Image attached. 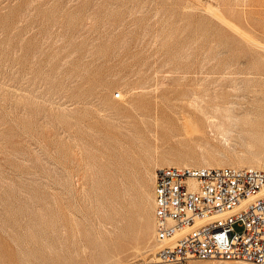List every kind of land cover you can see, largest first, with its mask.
I'll return each instance as SVG.
<instances>
[{
	"label": "rangeland",
	"instance_id": "rangeland-1",
	"mask_svg": "<svg viewBox=\"0 0 264 264\" xmlns=\"http://www.w3.org/2000/svg\"><path fill=\"white\" fill-rule=\"evenodd\" d=\"M242 32L264 0H0V264H155L159 167L264 156Z\"/></svg>",
	"mask_w": 264,
	"mask_h": 264
},
{
	"label": "built area",
	"instance_id": "built-area-1",
	"mask_svg": "<svg viewBox=\"0 0 264 264\" xmlns=\"http://www.w3.org/2000/svg\"><path fill=\"white\" fill-rule=\"evenodd\" d=\"M154 204L157 264H264V160L261 169L163 166Z\"/></svg>",
	"mask_w": 264,
	"mask_h": 264
},
{
	"label": "bare ground",
	"instance_id": "bare-ground-1",
	"mask_svg": "<svg viewBox=\"0 0 264 264\" xmlns=\"http://www.w3.org/2000/svg\"><path fill=\"white\" fill-rule=\"evenodd\" d=\"M213 8V7H212ZM215 9H217V8H215ZM216 12L218 13L217 15H219V17L223 20V21H225V22H227V20L225 19V18H223V16L221 15V13H220V10H216ZM215 12V13H216ZM230 26H232L233 28H235L236 30H238V28L237 27H235V25H232V24H230V23H228ZM242 34H243V36H245L248 40V42L250 41V42H252L254 45H257V46H259V47H262V48H264V44H262L259 40V42L258 41H256L255 39H253V38H251L249 35H246V34H244L243 32H242ZM252 36V35H251ZM119 93H120V95H121V92L119 91ZM213 99V98H212ZM214 106V105H213ZM216 106V105H215ZM143 113V112H142ZM146 115V114H145ZM145 115H144V118H145ZM214 116V115H213ZM227 116H228V114H227ZM156 117V116H155ZM263 131H264V128H263ZM227 133V132H226ZM224 135V134H223ZM232 135V134H231ZM226 137H227V135H225ZM230 136V135H229ZM224 137V136H223ZM224 139H225V137H224ZM228 139H229V137H228ZM226 141V140H225ZM263 160H264V156H263V158H261L260 156H256V157H254V158H252L249 162H248V167L247 168H250V169H261L262 167H263ZM179 162V161H178ZM162 164V163H161ZM180 164V163H179ZM181 164H183V163H181ZM185 164V163H184ZM205 165H206V167H224V165L223 164H213V163H205ZM226 165V164H225ZM159 166H161V165H159ZM168 166H181V165H168ZM163 166H161V167H159V168H162ZM203 167V166H202ZM158 168V169H159ZM238 168H242V167H238ZM157 169V170H158ZM157 170H156V172H157ZM156 172H155V176H156ZM154 176V175H153ZM154 183H155V177H154ZM151 197V196H150ZM255 199V197L254 196H251L248 200H246L245 202H244V204H247L248 202H250V201H252V200H254ZM154 208H155V204H154ZM151 224V223H150ZM153 225V224H152ZM155 235H156V229H155V217H154V241L156 242V240H155ZM154 247V246H153ZM154 249H155V247H154ZM153 249V251H155ZM150 250V249H149ZM157 251H158V247H157ZM150 252V251H149ZM152 252V251H151ZM147 253H148V251H147ZM156 254V261H155V264H157V262H158V257H157V252H155ZM149 254V253H148ZM155 257V256H154ZM193 261V260H192Z\"/></svg>",
	"mask_w": 264,
	"mask_h": 264
}]
</instances>
